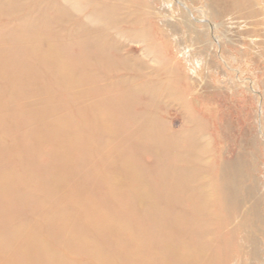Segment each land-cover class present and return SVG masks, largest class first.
Instances as JSON below:
<instances>
[{
    "label": "rangeland",
    "instance_id": "1",
    "mask_svg": "<svg viewBox=\"0 0 264 264\" xmlns=\"http://www.w3.org/2000/svg\"><path fill=\"white\" fill-rule=\"evenodd\" d=\"M232 1L0 0V51L23 48L28 58L30 48L51 42L73 63H94L88 84L61 88L29 58L28 69L42 72V80L28 83L15 99L9 86L19 78V66L0 65V143L4 133L28 138L65 118L75 122L73 132L79 109L100 99L126 106L131 120L115 118V143L148 146L154 131L167 146L152 145L140 154L149 175L159 179L162 157L168 160L164 171L186 166L201 178L209 209L200 217L205 235L197 238L202 262L264 264V0ZM18 118L14 127L11 120ZM136 131L138 140L131 138ZM113 144L112 155L123 152ZM77 181L75 175L60 186L61 194L76 192ZM219 194L222 204L216 203ZM32 208L18 206L19 216L10 223L23 224L26 239L46 216V210ZM23 242L15 240L0 264ZM54 247L74 257L62 243Z\"/></svg>",
    "mask_w": 264,
    "mask_h": 264
},
{
    "label": "bare ground",
    "instance_id": "2",
    "mask_svg": "<svg viewBox=\"0 0 264 264\" xmlns=\"http://www.w3.org/2000/svg\"><path fill=\"white\" fill-rule=\"evenodd\" d=\"M228 1V6L234 5V1ZM50 43L30 48L28 58L22 54L23 48L16 50L17 57L0 51V65L19 66V78L9 86L14 90L10 99L18 98L28 83L42 80V72L28 69L29 58L61 88L90 82L87 70L94 65L92 60L79 58L73 63ZM95 91L88 90L87 94ZM76 96H82V92ZM79 110L73 132L75 122L71 124V119L65 118L47 122L31 131L28 138H10L11 131L2 135L0 259L15 240L22 237L24 241L4 264H207L202 262L205 253L197 238L205 231L200 217L209 212L208 193L196 171L186 166L164 171L166 159L161 157L157 163L161 164L159 179H153L142 167L140 154L145 148L154 146L158 150L167 143L154 131L148 146L141 141L115 143L119 136L114 129L115 118L130 119L131 111L111 100L100 99ZM13 120L15 127L19 118ZM133 135L131 138L137 139L138 131ZM111 144L123 152L112 155ZM180 163L189 162L180 159ZM75 175L77 193L73 189L61 194L59 187ZM40 194L47 202L35 198ZM224 200L219 194L216 203ZM22 204L28 209L46 210L42 226L31 230L27 239L23 224L10 226ZM91 232L98 236L95 241L89 237ZM61 243L74 256L72 259L58 254L54 246Z\"/></svg>",
    "mask_w": 264,
    "mask_h": 264
}]
</instances>
